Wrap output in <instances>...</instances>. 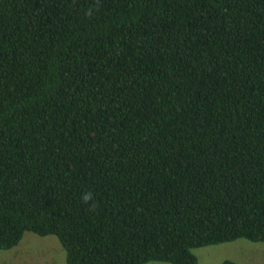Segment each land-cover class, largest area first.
<instances>
[{"label": "trees", "instance_id": "16d2710c", "mask_svg": "<svg viewBox=\"0 0 264 264\" xmlns=\"http://www.w3.org/2000/svg\"><path fill=\"white\" fill-rule=\"evenodd\" d=\"M25 233L66 264L264 243V0H0V251Z\"/></svg>", "mask_w": 264, "mask_h": 264}, {"label": "rangeland", "instance_id": "374dc122", "mask_svg": "<svg viewBox=\"0 0 264 264\" xmlns=\"http://www.w3.org/2000/svg\"><path fill=\"white\" fill-rule=\"evenodd\" d=\"M196 264H264V243L245 240L195 249ZM0 264H66L64 251L55 237L25 233L10 251H0ZM154 264V263H149Z\"/></svg>", "mask_w": 264, "mask_h": 264}]
</instances>
